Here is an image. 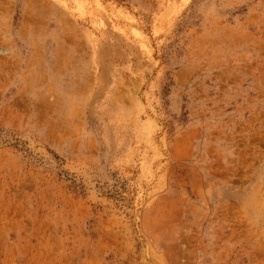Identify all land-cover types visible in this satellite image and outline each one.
<instances>
[{
  "label": "rangeland",
  "instance_id": "1",
  "mask_svg": "<svg viewBox=\"0 0 264 264\" xmlns=\"http://www.w3.org/2000/svg\"><path fill=\"white\" fill-rule=\"evenodd\" d=\"M0 264H264V0H0Z\"/></svg>",
  "mask_w": 264,
  "mask_h": 264
}]
</instances>
